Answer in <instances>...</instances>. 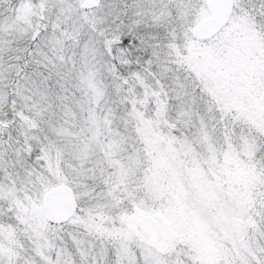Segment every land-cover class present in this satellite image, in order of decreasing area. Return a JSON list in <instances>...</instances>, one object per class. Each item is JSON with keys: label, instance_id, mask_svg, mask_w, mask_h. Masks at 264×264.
I'll list each match as a JSON object with an SVG mask.
<instances>
[{"label": "snow or ice", "instance_id": "1", "mask_svg": "<svg viewBox=\"0 0 264 264\" xmlns=\"http://www.w3.org/2000/svg\"><path fill=\"white\" fill-rule=\"evenodd\" d=\"M0 264H264V0H0Z\"/></svg>", "mask_w": 264, "mask_h": 264}]
</instances>
